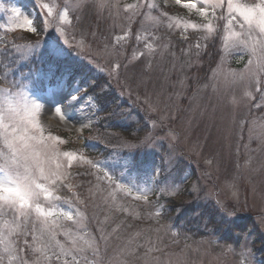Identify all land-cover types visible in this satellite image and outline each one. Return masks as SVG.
<instances>
[{"label":"rangeland","instance_id":"374dc122","mask_svg":"<svg viewBox=\"0 0 264 264\" xmlns=\"http://www.w3.org/2000/svg\"><path fill=\"white\" fill-rule=\"evenodd\" d=\"M164 2L196 7L184 16L164 10L161 0H0V38L21 32L6 38L11 63L0 58V106L10 99L30 109V151L49 177L37 180L42 187L28 202L27 221L15 216L31 232L11 213L0 214V252L8 253L16 236L33 245L14 264H264V33L258 17L249 25L233 13L229 24L227 0L223 7L204 0ZM261 3L236 0L248 7ZM28 20L37 31L29 30ZM26 32L34 35L25 38ZM208 52L214 57L207 65ZM49 57L86 62L98 83L94 93L130 99L132 105L121 100L127 107L115 111L119 122L150 119L138 140L116 138L130 156L149 157L145 178L127 177V158L113 156L104 164L91 162L97 170L86 183L85 201L67 187L58 189L70 168L91 161L82 149L83 133L98 118V99L81 89V80L46 94L23 84L31 74L25 77L22 68ZM106 83L113 88H103ZM63 132L68 138H61ZM93 136L88 142L98 140ZM66 144L71 150L62 151ZM161 144L168 148L162 176L154 162ZM0 150L7 153L2 141ZM187 181L168 212L164 205ZM161 194L169 201L158 206ZM152 196H159L157 209L147 201ZM36 203L50 214H37ZM204 205L213 209L208 216L221 238H198V227L192 233L176 227ZM237 221V232L230 231Z\"/></svg>","mask_w":264,"mask_h":264},{"label":"trees","instance_id":"16d2710c","mask_svg":"<svg viewBox=\"0 0 264 264\" xmlns=\"http://www.w3.org/2000/svg\"><path fill=\"white\" fill-rule=\"evenodd\" d=\"M133 27V26H132ZM11 36L12 39H16V37H19V35H7ZM6 37V38H7ZM26 37H32V35H26ZM135 38V35H133ZM1 39L0 38V58L5 61V63H11L8 62V55L6 52V49L9 47V45H12L10 42H8L7 39ZM136 39V38H135ZM207 56L210 57L212 56L209 52L207 53ZM207 57V58H208ZM214 56H212L210 59L207 60V65L212 61ZM53 65L55 71H51L50 67ZM88 64L86 62H83L78 60L77 58H53L49 57L48 58H40L37 61H35L32 65L28 66L26 69V73L30 72L31 74L35 75L39 72L42 73H49L51 72L52 76H58V77H69L70 79L78 80L80 79L84 86H86L88 83H93L92 87L90 88V92L94 93V87L98 85L97 80L94 78L93 74L90 75V72L88 71ZM23 69V68H22ZM60 79V78H59ZM103 86H108L110 89L113 87L106 83ZM109 97V96H108ZM125 100L130 102V99L125 97ZM109 103V109L112 110L107 112L105 110V114H108L107 117L97 123L94 128L91 130H88L85 132V143L82 146L83 152H85V156L91 158L90 163H96V162H101L104 164L108 159L112 158L113 156L116 157L118 156H125L128 155L126 152L122 151L121 148L123 145H121V141L116 142V138L124 136L125 139L131 140L132 142L134 141L133 139L138 140L141 137V134L139 132H142L143 126L146 124L148 127L150 124V119L147 118L145 119L144 117L140 119L137 123L136 119H134L135 123H125L124 120L120 121L118 118L115 119V111L118 110H123V108L127 107V103H120V98H119V105L116 103V99L109 98L108 100ZM119 105V107L117 106ZM130 107V106H128ZM96 132V135L99 137L98 140L88 142L92 138L95 139L96 136H93V134ZM61 134V133H60ZM64 136V138H68V135L66 134H61ZM114 136V137H113ZM109 139H112V142H110ZM116 142V143H115ZM138 142V141H137ZM111 143V144H110ZM136 143V141L134 142ZM64 146L66 150L69 151V146ZM121 152H118V151ZM118 152V153H117ZM127 166L129 167V170H138L143 172L147 167H149V157L148 156H142L140 154H137L133 157L131 161H128ZM106 167H109L107 165ZM78 172H77V177L82 179L81 183L84 185V177L89 174V169L86 166H77ZM97 170V169H96ZM96 170H93V174L95 173ZM175 204V202H172V204L169 205L171 208ZM213 209L207 207V206H199V211L198 214H200L199 219H195V223L193 224L192 227H198L199 230L201 231V234L199 236L206 237L207 234H212L214 237H219L221 238L222 234L220 232V227L215 224V222H212L209 219V214H211ZM191 218V217H190ZM196 218V217H195ZM192 219V218H191ZM191 219H187L188 223L183 226L186 228L191 226ZM182 221H180L178 224H181ZM182 228V227H181ZM192 233V232H191ZM190 233V234H191ZM34 239L30 240V243L33 242ZM11 245L13 246L12 249L8 253H2L0 252V264H14L13 260L16 262L18 259L22 257V253H26L28 256V253L30 254L33 252V245L25 244L23 245V242L20 237L16 236L14 239L11 240ZM8 262V263H7Z\"/></svg>","mask_w":264,"mask_h":264},{"label":"snow or ice","instance_id":"6c2138e0","mask_svg":"<svg viewBox=\"0 0 264 264\" xmlns=\"http://www.w3.org/2000/svg\"><path fill=\"white\" fill-rule=\"evenodd\" d=\"M180 2L181 0H177V3ZM204 3H211L213 7L224 6V0H204ZM184 6L196 7V4L193 2ZM227 6L229 24L234 19L233 13L243 17L249 25L258 17V26L261 33H264V0L258 7L242 6L236 4V0H227ZM202 14L207 15V12ZM27 24L29 30L36 31L35 27H32L31 20H28ZM209 29H211L210 25ZM29 113L30 109L26 104L14 103L10 99L6 101V106H0V141L7 149V153L0 150V159L4 160L0 165V172L5 173L4 178L0 179V202H3L0 205V214L11 213L13 216L24 217L25 221L32 208L28 202L38 199L39 193L36 189L42 187L37 180L49 178L44 175L41 161L30 151L29 140L33 137L28 135V128L25 126ZM35 212L40 216L50 214L45 213L39 203L35 204Z\"/></svg>","mask_w":264,"mask_h":264}]
</instances>
